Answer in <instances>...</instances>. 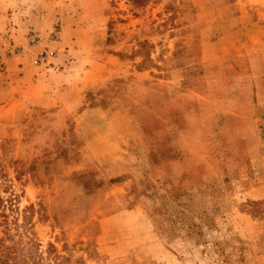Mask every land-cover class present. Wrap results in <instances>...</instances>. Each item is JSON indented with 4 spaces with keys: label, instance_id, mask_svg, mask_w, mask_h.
<instances>
[{
    "label": "rangeland",
    "instance_id": "1",
    "mask_svg": "<svg viewBox=\"0 0 264 264\" xmlns=\"http://www.w3.org/2000/svg\"><path fill=\"white\" fill-rule=\"evenodd\" d=\"M0 197L11 258L264 264V0H0Z\"/></svg>",
    "mask_w": 264,
    "mask_h": 264
},
{
    "label": "trees",
    "instance_id": "2",
    "mask_svg": "<svg viewBox=\"0 0 264 264\" xmlns=\"http://www.w3.org/2000/svg\"><path fill=\"white\" fill-rule=\"evenodd\" d=\"M131 2L135 6L142 7L146 5L149 2V0H131ZM248 206L250 208L251 214L253 215L259 214L262 216L264 215V200L250 202ZM4 208H5L4 201L0 197V226L4 228L2 231L3 234H7V232H9V223L7 221L8 216L5 214ZM9 210L12 211L11 207ZM12 224L16 225V223H12ZM11 257H12V253L10 252V247H7L4 244V240L0 238V264H37L35 260H31L29 258L26 259L25 257H23L21 259H17V258H11ZM50 260H53V264H60L61 262L60 258L54 251L50 253Z\"/></svg>",
    "mask_w": 264,
    "mask_h": 264
},
{
    "label": "crops",
    "instance_id": "3",
    "mask_svg": "<svg viewBox=\"0 0 264 264\" xmlns=\"http://www.w3.org/2000/svg\"><path fill=\"white\" fill-rule=\"evenodd\" d=\"M53 62H54L53 63L54 66H57V64H60L59 58L54 59ZM97 65H98V67L105 68V64L97 62ZM53 70L58 71V69H55V67H51L47 71H53ZM48 78L49 79H46V81L51 82V83H49L51 89H53V87H55L56 90H58L56 93L59 92V94L56 95V99H55L56 105H61L60 103L63 102L64 106L69 105V106L76 107L78 100H80V98H81L80 92H77V91H80L81 90L80 88L84 87L86 84H83V83L76 84V81L73 80L72 75H69V74L64 75L63 73L56 75V71L48 74ZM40 79L41 78H39V77L35 78L33 82L38 83L40 81ZM66 80H67V86H66V84L61 85V82L65 83ZM56 82H58L57 83L58 86H56V84H55Z\"/></svg>",
    "mask_w": 264,
    "mask_h": 264
},
{
    "label": "built area",
    "instance_id": "4",
    "mask_svg": "<svg viewBox=\"0 0 264 264\" xmlns=\"http://www.w3.org/2000/svg\"><path fill=\"white\" fill-rule=\"evenodd\" d=\"M59 38V32L58 31H53L49 35V42L50 43H56ZM40 38L37 35H31L28 39L29 44L31 45H36L40 43ZM57 55V52L55 48L53 47H44L42 50L38 51L35 55V58L33 59V64L35 66H47L50 65V61L54 59Z\"/></svg>",
    "mask_w": 264,
    "mask_h": 264
}]
</instances>
